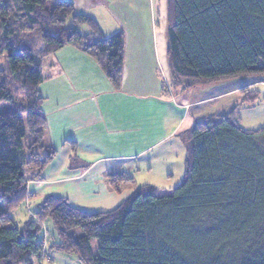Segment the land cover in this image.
<instances>
[{
	"label": "trees",
	"instance_id": "1",
	"mask_svg": "<svg viewBox=\"0 0 264 264\" xmlns=\"http://www.w3.org/2000/svg\"><path fill=\"white\" fill-rule=\"evenodd\" d=\"M50 1L0 0V264H41L48 251L79 264H264V128H241L238 108L196 122L181 136L184 174L177 187L135 188L109 212L81 211L47 196L33 220L17 227L12 214L24 205L27 184L41 179L56 154L45 142L43 60L71 46L96 63L115 91L121 85L123 34L105 38L72 1L51 7ZM166 37L172 88L264 75V0H166ZM239 94L243 106L260 99L257 90ZM105 177L115 193L134 185L126 173ZM46 220L56 234L47 248L39 238Z\"/></svg>",
	"mask_w": 264,
	"mask_h": 264
},
{
	"label": "crops",
	"instance_id": "2",
	"mask_svg": "<svg viewBox=\"0 0 264 264\" xmlns=\"http://www.w3.org/2000/svg\"><path fill=\"white\" fill-rule=\"evenodd\" d=\"M71 1L103 37L123 34L121 85L115 91L96 63L71 46L43 60L38 91L45 142L56 154L41 179L27 184V199L14 212L23 215L22 226L47 196L64 198L81 211L109 212L135 188L177 187L184 174L181 136L196 122L229 112L247 85L228 81L198 87L195 98L190 97L197 88H172L166 0ZM86 30L82 35L89 34ZM110 172L130 175L134 185L115 193L105 177ZM55 254L47 253L49 261Z\"/></svg>",
	"mask_w": 264,
	"mask_h": 264
},
{
	"label": "rangeland",
	"instance_id": "3",
	"mask_svg": "<svg viewBox=\"0 0 264 264\" xmlns=\"http://www.w3.org/2000/svg\"><path fill=\"white\" fill-rule=\"evenodd\" d=\"M60 1H71V0H51L49 2V6L51 7L53 4L60 2ZM76 13H78L75 10ZM66 27H70L73 28V25L71 23L70 20H68L66 22ZM85 27V28H84ZM78 32L80 34H86L85 30L88 31V28L85 25H78L75 27ZM240 82V83H246L247 85L245 87H243L242 89H240L237 93V102L236 105L233 108H238V113H239V117H240V126L243 129L246 130H256L259 128H264V75L261 76H249V77H245V78H241V79H236V80H232L231 82ZM200 87V86H199ZM197 88V89H196ZM192 89H196L194 90V92L191 94L190 98H195L197 93L199 92L198 87H194ZM245 89H252V90H257L260 93V99L259 101H256V103L254 104V106H243L240 104L241 102V97L239 92ZM232 108V109H233ZM14 219L16 220V225L17 227L21 230L23 229V226L20 225L22 220H23V215L16 212V214H14ZM75 233L76 234H80V230L79 229H75ZM39 238H43L44 239V247L47 248L48 244H49V240H55L56 239V234H55V230L52 226V222L50 220H46L43 224L42 227V231L39 233ZM52 242V241H51ZM92 245V253L94 255H97L98 251H97V246H98V242L96 240H92L91 241ZM49 254H55V253H50L49 251L47 252ZM56 253L54 256V261H49L48 257H45L46 260H43L41 264H77L75 261L74 256L72 255H67L64 254L62 255Z\"/></svg>",
	"mask_w": 264,
	"mask_h": 264
}]
</instances>
